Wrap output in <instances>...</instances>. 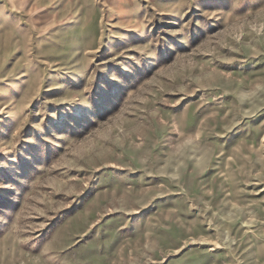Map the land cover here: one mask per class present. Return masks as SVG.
I'll list each match as a JSON object with an SVG mask.
<instances>
[{
    "label": "rangeland",
    "instance_id": "1",
    "mask_svg": "<svg viewBox=\"0 0 264 264\" xmlns=\"http://www.w3.org/2000/svg\"><path fill=\"white\" fill-rule=\"evenodd\" d=\"M0 264H264V0H0Z\"/></svg>",
    "mask_w": 264,
    "mask_h": 264
}]
</instances>
